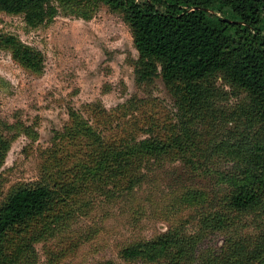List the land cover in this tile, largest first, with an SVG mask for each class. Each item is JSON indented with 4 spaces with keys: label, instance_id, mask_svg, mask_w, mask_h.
<instances>
[{
    "label": "rangeland",
    "instance_id": "obj_1",
    "mask_svg": "<svg viewBox=\"0 0 264 264\" xmlns=\"http://www.w3.org/2000/svg\"><path fill=\"white\" fill-rule=\"evenodd\" d=\"M69 1L53 0L54 11L37 26L0 10V128L11 138L0 165V206L22 186L44 183L59 195L8 237L0 264H150L122 252L165 233L198 236L204 219L220 211L235 215L227 208L228 177L248 166L264 129L245 118L247 93L216 76L200 83L182 130L163 79L137 78L126 13L102 0ZM26 53L35 64L18 58ZM73 112L104 146L124 137L168 146L142 156L129 149L123 168L108 160L102 173L74 177L86 156L66 140ZM223 141L229 147L212 150ZM227 235L206 233L196 246L218 249Z\"/></svg>",
    "mask_w": 264,
    "mask_h": 264
},
{
    "label": "trees",
    "instance_id": "obj_2",
    "mask_svg": "<svg viewBox=\"0 0 264 264\" xmlns=\"http://www.w3.org/2000/svg\"><path fill=\"white\" fill-rule=\"evenodd\" d=\"M102 1L126 13L139 53L137 78L141 82L163 79L176 96L182 130L187 128L193 99L202 94L203 88L198 92L200 83L216 76L247 93L245 118L250 127L261 125L264 129V0ZM52 2L0 0V10L23 13L29 25L37 26L54 11ZM6 40L8 44L16 43L14 37ZM31 56L26 53L18 58L35 64ZM72 115L74 119L65 131L66 140L83 146L81 151L86 156L84 163L77 164L81 167L74 177L85 179L92 171L102 173L100 170L110 167L108 160L115 161L113 166L123 168L129 149L130 154L142 156L162 152L168 146L159 139L133 145L125 137L119 143L104 146L92 127L80 121L76 112ZM4 129L0 128V165L11 140ZM224 141L212 150L229 147ZM251 150L246 155L248 166L228 177L233 191L227 208L235 215L223 211L209 215L202 222L198 236L165 233L125 248L124 259L150 264H191L194 261L199 264H264V139ZM58 196L44 183L22 186L11 192L0 206V252L18 227L46 214ZM249 216L252 217L250 223L246 220ZM253 224L258 231H244V227ZM216 231L228 232L221 247L199 249L196 246L206 233Z\"/></svg>",
    "mask_w": 264,
    "mask_h": 264
}]
</instances>
